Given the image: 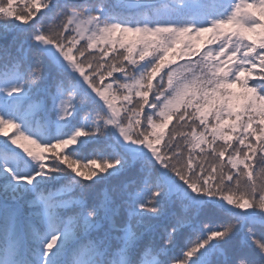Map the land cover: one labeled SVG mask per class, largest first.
I'll use <instances>...</instances> for the list:
<instances>
[{"label":"snow or ice","instance_id":"1","mask_svg":"<svg viewBox=\"0 0 264 264\" xmlns=\"http://www.w3.org/2000/svg\"><path fill=\"white\" fill-rule=\"evenodd\" d=\"M0 264H264V0H0Z\"/></svg>","mask_w":264,"mask_h":264},{"label":"trees","instance_id":"2","mask_svg":"<svg viewBox=\"0 0 264 264\" xmlns=\"http://www.w3.org/2000/svg\"><path fill=\"white\" fill-rule=\"evenodd\" d=\"M207 39V34H205L203 37L199 38L198 40H196L195 42L200 46V47H204V42ZM182 63V61H181ZM173 123H175V121H173Z\"/></svg>","mask_w":264,"mask_h":264}]
</instances>
